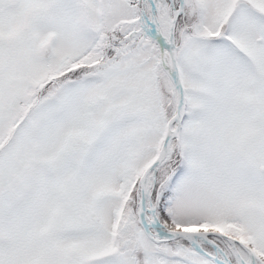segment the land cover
<instances>
[{"label":"snow or ice","instance_id":"snow-or-ice-1","mask_svg":"<svg viewBox=\"0 0 264 264\" xmlns=\"http://www.w3.org/2000/svg\"><path fill=\"white\" fill-rule=\"evenodd\" d=\"M0 264H264V0H0Z\"/></svg>","mask_w":264,"mask_h":264}]
</instances>
